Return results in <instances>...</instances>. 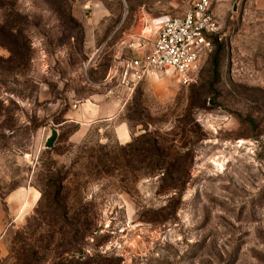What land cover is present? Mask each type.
<instances>
[{
  "label": "rangeland",
  "instance_id": "374dc122",
  "mask_svg": "<svg viewBox=\"0 0 264 264\" xmlns=\"http://www.w3.org/2000/svg\"><path fill=\"white\" fill-rule=\"evenodd\" d=\"M263 2L185 82L135 62L194 0H0V264H264Z\"/></svg>",
  "mask_w": 264,
  "mask_h": 264
},
{
  "label": "built area",
  "instance_id": "2783aa9c",
  "mask_svg": "<svg viewBox=\"0 0 264 264\" xmlns=\"http://www.w3.org/2000/svg\"><path fill=\"white\" fill-rule=\"evenodd\" d=\"M213 0H194L183 16L164 22L146 60L136 61L142 77L148 72L174 74L188 82L201 58L222 38Z\"/></svg>",
  "mask_w": 264,
  "mask_h": 264
},
{
  "label": "trees",
  "instance_id": "16d2710c",
  "mask_svg": "<svg viewBox=\"0 0 264 264\" xmlns=\"http://www.w3.org/2000/svg\"><path fill=\"white\" fill-rule=\"evenodd\" d=\"M23 49H24V51L21 50L20 52H16L15 51L16 49H14L13 47H8V50L10 51V57L7 59V62L8 63H13V64H17V62H18L19 64H23V65L29 64L30 60L32 58L31 47L28 44ZM152 143H153L156 151L158 152V154L165 153L164 152L165 149L162 148V150H161V145H160V142L158 141V137H154L152 139ZM157 163H158L156 165L157 171L165 172V169L163 167H159L160 165L162 166V163L161 162H157ZM66 187H67V185H64V183H62V185L56 190V192L54 193V202L58 203V202H60L62 200L61 197H63L62 194H63L64 190L66 189ZM45 200H46V191L43 190L42 197H41V200H40L41 204L43 202H45ZM47 237L48 238L46 239V241L53 242V241H51V239L54 236L48 234ZM38 248H39V246L34 247L33 248L34 249L33 252L37 254L38 253Z\"/></svg>",
  "mask_w": 264,
  "mask_h": 264
},
{
  "label": "water",
  "instance_id": "95a60500",
  "mask_svg": "<svg viewBox=\"0 0 264 264\" xmlns=\"http://www.w3.org/2000/svg\"><path fill=\"white\" fill-rule=\"evenodd\" d=\"M93 60V59H92ZM58 138V131L57 129H53L51 137L48 139L46 146L47 148H52Z\"/></svg>",
  "mask_w": 264,
  "mask_h": 264
},
{
  "label": "crops",
  "instance_id": "0c3cea01",
  "mask_svg": "<svg viewBox=\"0 0 264 264\" xmlns=\"http://www.w3.org/2000/svg\"><path fill=\"white\" fill-rule=\"evenodd\" d=\"M261 1H263V0H261ZM263 5H261V7H263L264 8V2L262 3ZM185 14V13H184ZM183 14V15H184ZM182 15V16H183ZM171 19V18H170ZM167 21V20H166ZM164 24V22L162 23V25ZM162 27V26H161ZM160 30V29H159ZM119 134H120V136H122L123 138H125L126 137V129L124 128V127H122L121 128V130H120V132H119Z\"/></svg>",
  "mask_w": 264,
  "mask_h": 264
}]
</instances>
